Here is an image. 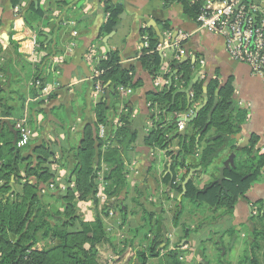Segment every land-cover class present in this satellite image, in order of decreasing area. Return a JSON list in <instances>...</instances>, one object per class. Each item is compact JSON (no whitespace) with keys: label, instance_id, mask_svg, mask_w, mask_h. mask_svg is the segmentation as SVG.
Instances as JSON below:
<instances>
[{"label":"crops","instance_id":"1","mask_svg":"<svg viewBox=\"0 0 264 264\" xmlns=\"http://www.w3.org/2000/svg\"><path fill=\"white\" fill-rule=\"evenodd\" d=\"M107 1L122 9L115 31V27L107 30ZM255 2L264 9V0ZM32 4L39 9L40 16L29 9ZM15 9L18 10V15H15ZM62 20H72L74 28L62 25ZM146 27L151 28L155 35H160L163 42L169 41L165 37V33L169 31L188 34L181 47V62L190 61L193 66L188 87L192 88L198 82L207 85L211 81H216L222 87L230 81L235 105L246 111L240 138L234 146L237 149L245 147L250 138L255 137L257 141L253 145L252 153L264 156V77L253 75L245 64L230 59L225 50L224 39L198 30L195 21L183 13L181 5L167 4L163 0H19L17 6L13 7L11 0H0V55L4 62L9 60L6 64L8 70L5 74L1 71L2 81L0 79V139L15 143V120L26 115L33 134L23 156L30 159L34 166V148L44 145L52 153L49 159V166L54 174L52 181L43 183L37 182L33 177L27 178L21 166L20 183L36 185L37 195L43 199L45 206H54L45 195L59 197L67 190H74L70 175L72 156L79 147L85 127H92L94 137H98L94 108L102 95L94 96L92 75L97 66L85 61L86 53L94 46L101 56L109 52L117 53L119 65L131 71L130 83L123 86L126 95L122 97L118 108L115 109V104L118 103L116 98H108L106 104L110 123L118 121L125 106L129 107V120L136 132V138L128 153L131 161L126 166L129 174L126 178L127 186L116 200L105 196L106 201H102L97 197L98 192L93 200L75 199L77 215L90 222L99 213L106 225L105 231L110 244L116 251L126 245L139 250L153 238L148 228H154L158 223H161L162 228L160 248L167 246V250H171L183 237L185 226L189 235L183 242L185 244L178 248L180 261L185 259L184 264H194V261L195 264H201L198 259L204 262L202 264H210L209 258L213 256L210 247L212 244L217 248L227 245L231 249L240 244L244 250L245 243L249 241L247 231L251 229L262 232L263 235L258 238L257 243L264 247V166L260 169L261 179L251 184L244 197L236 201L232 213L220 216L225 208H197L187 202L184 199L185 186L182 183L190 170L199 169L189 182L196 191H204L215 181V177L216 180H227L224 170L233 169L245 161L247 156L239 157L226 148L203 172L198 166L196 152L202 147L205 138L190 130L189 125L184 128L182 135L187 137V143L193 149V153L184 158L188 170L183 167L172 170V160L167 155V150L149 148L144 144V138L152 129L148 124L149 108L146 97L148 93L159 90L154 87L153 76L143 68L138 58L142 30ZM73 30L77 32L76 38H72ZM31 33L36 34L42 45L40 51L43 58L38 67L29 62ZM72 39L76 46L69 52ZM163 53L162 69L169 67L172 60V51L167 49ZM37 74L47 81L59 82V89L47 103L35 100L36 95L28 86L29 81ZM217 96L218 90L215 92L216 100ZM178 120L180 117L177 122ZM103 149L96 148L97 159ZM176 149L175 141L171 150ZM232 154L233 164L220 173V169ZM101 167L97 190L101 185L104 190L107 185L104 181L105 167ZM186 171L188 172L185 175ZM167 177L168 180L165 181ZM11 181L7 198H11L17 190L13 177ZM2 184L0 180V186ZM50 184L54 187L42 194L41 189ZM179 188L181 191H178ZM113 203H117V208L107 209V214L103 216V208ZM53 208L61 210L58 205ZM42 211L39 209L36 212ZM110 211H113V216L109 215ZM177 212L182 214L177 226H174ZM144 222L148 225L146 230H143ZM163 229L167 236L166 244L163 241ZM230 230L234 231L232 236L225 233ZM46 244H49L48 241H38L32 249L43 248Z\"/></svg>","mask_w":264,"mask_h":264},{"label":"trees","instance_id":"2","mask_svg":"<svg viewBox=\"0 0 264 264\" xmlns=\"http://www.w3.org/2000/svg\"><path fill=\"white\" fill-rule=\"evenodd\" d=\"M11 2L13 7H16L19 0H11ZM204 2L205 0H169L167 4L181 5L183 13L195 21ZM29 9L37 15L40 13L33 4ZM105 12L109 13L106 26L110 31L118 24L122 9L110 5V2L107 1L105 2ZM164 29L167 27L164 26ZM142 35H147L149 47L147 50L143 49L139 52L138 58L143 68L155 78L164 60V53L154 51L161 40L151 28H144ZM39 45L42 46L40 42ZM14 46L17 50V46ZM168 50L172 51V60L169 63L171 71L164 76L168 85L148 93L146 97L149 105V119L152 121L153 127L144 138V144L149 148L167 150V155L172 160V170L175 167L187 168L184 158L192 154L193 149L189 147L187 137L179 135L176 116L188 111L194 105V109H196L205 101L203 108L189 124L190 130L201 134V138H205L202 147L196 152L198 166L203 172L206 171L226 148L239 157L247 156V159L233 169H225L224 177L227 180L219 181L215 177V181L204 191H196L188 182L185 185L184 199L194 206L196 205L197 208L202 206L216 210L225 208V212L220 216L230 215L236 201L244 197L251 184L261 179L260 169L264 166V156L252 153L253 145L257 141L255 137H251L245 147L237 149L234 146V143L240 138L239 134L246 118V111L235 105L230 81L222 87L216 81H211L207 85L203 82L195 83L190 91L193 94V99H190L189 94L180 93V91L186 90L190 83L192 64L190 61L181 62V59H174L176 51L172 48ZM8 61L3 63L1 69L3 74L8 70V65H6ZM97 68L103 71L97 78L102 84L103 94L94 108L95 124L97 126L104 125L107 128V138L104 140L95 138L93 128L85 127L79 147L72 156L70 175L74 183V190H67L59 197L51 194L45 195L54 206L58 205L61 210H57L51 205L45 206L43 199L37 195L36 185L20 183L21 166H23L27 178L33 177L37 182L43 183L53 180L54 174L49 166L52 153L49 149L44 145L34 148L36 164L32 166L30 159L23 156V151L28 146L18 149L15 143L0 139V180L3 182L0 186V264H100L103 248L109 249L114 258L119 259L116 257L118 251L110 244L105 231L106 225L100 214L96 213L93 221L87 222L77 215L74 206L75 199L80 201L94 199L98 192V174L102 172L101 165L105 167L104 181L107 183L103 195L112 199L118 197L127 186L126 166L131 161L128 153L136 138V132L129 120L131 112L129 107L125 106L126 110L118 116L119 125L113 126L108 121L109 108L105 98L106 94L109 98H116V88L128 86L131 71L119 65V57L115 52L107 53L103 60L98 61ZM33 78L43 79L39 74ZM217 90L216 107L209 118L208 115L214 105ZM33 93H35L34 90ZM4 115L8 116V114ZM175 141L177 149L171 150ZM97 147L104 148L98 154V159L96 158ZM12 177L17 190L11 198H7ZM167 180L168 177L165 181ZM178 191L181 189L179 188ZM109 208L114 210L117 208V203L109 204L103 208L101 211L103 216L107 214ZM39 209L43 210L42 213L36 212ZM177 213L174 226H177V221L182 214V212ZM148 229L149 234H153V238L148 244L146 242L139 250L130 245L124 246L125 250L118 253L123 254L122 256L126 255L127 259L131 261L135 259L136 264H148L149 260L154 258H160V264H184L180 261L178 248L185 244L183 242L189 235V230L185 226L182 231L183 237L171 250H167V246L160 248L162 244L161 223ZM225 233L232 236L234 231L230 230ZM247 235L249 241L245 243L244 254L236 264H262L264 262V247L257 243L258 238L263 235L262 232L251 229L247 231ZM42 240L48 241L49 244L40 249H32L38 241ZM163 250H167V252ZM162 253L163 255L160 256Z\"/></svg>","mask_w":264,"mask_h":264},{"label":"built area","instance_id":"3","mask_svg":"<svg viewBox=\"0 0 264 264\" xmlns=\"http://www.w3.org/2000/svg\"><path fill=\"white\" fill-rule=\"evenodd\" d=\"M168 2L169 0H163ZM15 15H18V10H14ZM109 18V13L106 14V21ZM198 30L205 31L210 34L221 36L225 42V50L227 55L233 61L245 64L250 72L259 77H264V9L261 8L255 0H205L203 7L195 19ZM62 25L69 27L75 26L72 20H62ZM168 31V30H167ZM72 38L77 37L75 30L71 33ZM165 37L169 41H162L157 45L155 52L163 53L167 49H174L176 51V60L182 59L183 51L181 49L183 42L188 38V34L181 32H166ZM76 44L74 39L70 41L68 51L71 52ZM147 35H141L139 52L143 49H148ZM30 58L29 62L34 67H38L42 60L40 45L35 33L29 36ZM150 53V52H148ZM105 56L99 55L97 49L92 46L85 56V61L89 64L96 65L97 62L103 60ZM4 58L0 55V79L2 81L1 69ZM201 64L203 62H200ZM193 69V66H192ZM170 68L166 67L160 69L158 75L154 78V87L161 89L164 85H168V81L164 78L170 73ZM103 73L97 67L93 70L94 79V96L103 94V87L97 78ZM57 75V73L55 74ZM28 86L35 91V100L41 103H47L53 94L59 89L60 85L57 80L47 81L44 78H32ZM116 99L121 101L122 97L126 95V89L123 86L116 88ZM189 98L193 99V94L189 93ZM149 107V105H148ZM193 109L177 115L180 121L177 122V130L182 131L185 128L184 120L189 119L193 114ZM126 110V109H125ZM126 112V111H125ZM149 126L153 127L150 119ZM114 121V120H113ZM113 126L119 125L118 121L112 122ZM15 129L17 131V139L15 146L18 149L26 148L32 138V130L28 124V118L24 115L22 118L15 120ZM97 136L99 139L107 138V128L104 125H99L97 129ZM129 174H126V178ZM54 185L50 184L41 189L44 194L48 189H52ZM97 197L106 201L103 195V187L98 189ZM110 216H113V211H110Z\"/></svg>","mask_w":264,"mask_h":264},{"label":"rangeland","instance_id":"4","mask_svg":"<svg viewBox=\"0 0 264 264\" xmlns=\"http://www.w3.org/2000/svg\"><path fill=\"white\" fill-rule=\"evenodd\" d=\"M120 104H121V102H118L117 104H115V109H117L118 108V105H120ZM147 227H148L147 222H144V229L143 230H146ZM210 247L212 249V253H213V256H214L213 257L211 255L212 257L209 258V260L211 261L210 264H236V262L244 254V250L242 249V246H240V244L237 247H233V249L228 248L227 245H224L223 248H221V247H218L217 248V246H215V245L212 244V246H210ZM220 248H221V250L219 251ZM103 249L104 250H102V253L103 254L101 255V258H100V264H136L137 263L135 261V259H133V258H131V259H133L131 261L130 259H127L126 255L122 256L123 254L118 253L119 251L116 253L117 256L115 255L116 257H119V259H118V258H114L113 254H111L112 252H110L109 249H107V248H103ZM119 249L121 251V250L124 249V247L123 248H119ZM162 255L163 254H161L160 256H162ZM184 260L185 259H183V261H181V262L184 263L185 262ZM198 261L201 264L203 262L201 259H198ZM195 263L196 262L194 261V264ZM148 264H160V258L150 259L149 262H148ZM207 264H209V263H207ZM262 264H264V263L262 262Z\"/></svg>","mask_w":264,"mask_h":264},{"label":"water","instance_id":"5","mask_svg":"<svg viewBox=\"0 0 264 264\" xmlns=\"http://www.w3.org/2000/svg\"><path fill=\"white\" fill-rule=\"evenodd\" d=\"M116 28H117V27L114 28V31L116 30ZM158 37L160 38V40H161V42H162L161 36L158 35ZM4 38L6 39V41L8 40L7 36H5ZM190 89H191V86L188 87L185 91H183V90L180 91V93H186V94H189ZM105 98L107 99V104H108V98H109L108 94H106ZM216 103H217V100L215 99V100H214V105H213V107H212V109H211V111L209 112V115H208L209 118L211 117V114L213 113V111H214V109H215V107H216ZM204 104H205V101H204L199 107H197V108L195 109L193 115H192L189 119L184 120V122H185V127H187V126H188V125H189V124H190V123L196 118L197 113L203 108ZM178 121H180V120H178ZM184 132H185V129H184L183 131L179 132V135L182 136V135L184 134ZM233 158H234V154H232V155L229 157L228 161H226V162L224 163L223 168L220 169V173H222V171L224 170V168H226V167H228L229 165H232V164H233ZM198 171H199V169H197V170H190L189 173H188V175H187V177L185 178L184 182L182 183L183 186H185V185L191 180L192 175L195 174V173H197ZM219 181H220V180H219ZM12 182H13V181H11V184H12ZM11 184H10V186H12ZM163 232H164V235H163V241H164V244H166V242H167V236H166V234H165V230H164V229H163ZM162 247H163V246H162ZM162 247H161V248H162Z\"/></svg>","mask_w":264,"mask_h":264}]
</instances>
